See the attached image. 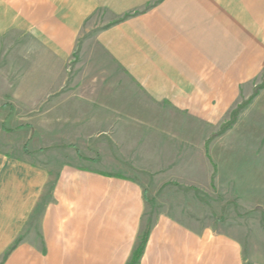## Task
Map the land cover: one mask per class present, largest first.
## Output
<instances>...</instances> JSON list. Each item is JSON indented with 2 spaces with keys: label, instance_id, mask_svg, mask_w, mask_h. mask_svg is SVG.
Returning a JSON list of instances; mask_svg holds the SVG:
<instances>
[{
  "label": "crops",
  "instance_id": "crops-1",
  "mask_svg": "<svg viewBox=\"0 0 264 264\" xmlns=\"http://www.w3.org/2000/svg\"><path fill=\"white\" fill-rule=\"evenodd\" d=\"M263 70L264 0H0L1 110L34 113L33 160L0 156V264H126L141 173L186 165L154 143L200 151L219 93ZM192 223L158 214L139 264H264L234 229Z\"/></svg>",
  "mask_w": 264,
  "mask_h": 264
},
{
  "label": "rangeland",
  "instance_id": "rangeland-1",
  "mask_svg": "<svg viewBox=\"0 0 264 264\" xmlns=\"http://www.w3.org/2000/svg\"><path fill=\"white\" fill-rule=\"evenodd\" d=\"M262 80L264 70L252 82L254 86L234 87V94L228 96L227 102H222L219 93L217 104L225 106L217 118L202 117L200 151L190 136L181 135L176 140L175 135L168 134L154 143L168 154L170 161L179 157L182 162L185 154L186 165H162L151 173H141L150 181L144 226L164 213L191 224L197 222L201 227L211 226L222 231L234 229L247 241L243 246L247 260L248 256L259 262L264 259V95L259 91L256 97L252 96ZM251 97L252 100H248ZM4 104L12 107L8 102ZM241 104L245 107L238 111L232 127L209 139ZM1 106L0 156L21 152L28 154L26 156L32 161L33 139L25 148L22 144L30 141L27 140L29 133L33 137L29 127L33 125L34 113L25 109L2 111ZM19 125L28 128L19 131ZM157 149L156 146L154 151H159Z\"/></svg>",
  "mask_w": 264,
  "mask_h": 264
},
{
  "label": "trees",
  "instance_id": "trees-1",
  "mask_svg": "<svg viewBox=\"0 0 264 264\" xmlns=\"http://www.w3.org/2000/svg\"><path fill=\"white\" fill-rule=\"evenodd\" d=\"M263 88H264V80H262L258 88L256 87V90L252 96L256 97L259 91ZM253 97L249 98L248 100H252ZM244 104L239 105L235 111L231 112L228 120L225 121L223 124H221L219 127V130L215 134L211 135L209 139H212L213 137L218 136L222 134L223 132L227 131L228 129H230L237 120L238 111H240V109H243L245 107ZM193 190L195 191V189ZM151 224L152 223L150 221L147 222L143 232L139 235L137 239L136 247L132 251L129 261L126 264H139L140 263V260L143 256L145 246L148 240Z\"/></svg>",
  "mask_w": 264,
  "mask_h": 264
}]
</instances>
